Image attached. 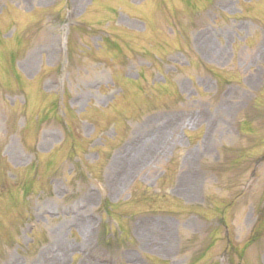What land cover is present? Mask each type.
<instances>
[{
	"label": "rangeland",
	"instance_id": "374dc122",
	"mask_svg": "<svg viewBox=\"0 0 264 264\" xmlns=\"http://www.w3.org/2000/svg\"><path fill=\"white\" fill-rule=\"evenodd\" d=\"M0 264H264V0H0Z\"/></svg>",
	"mask_w": 264,
	"mask_h": 264
}]
</instances>
